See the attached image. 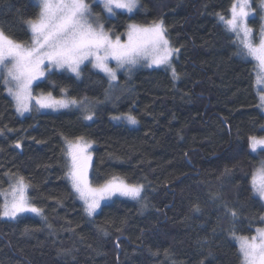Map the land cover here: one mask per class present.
<instances>
[{
    "label": "trees",
    "instance_id": "1",
    "mask_svg": "<svg viewBox=\"0 0 264 264\" xmlns=\"http://www.w3.org/2000/svg\"><path fill=\"white\" fill-rule=\"evenodd\" d=\"M233 2L139 0L136 12L107 19L114 37L129 24L162 20L179 49V78L141 66L112 87L87 64L79 77L56 70L35 85V94L86 98L91 121L79 106L21 117L0 82V192L23 176L30 202L42 209L0 217V264H242L233 231L251 237L264 226V202L251 182L264 150L249 148L250 136H264V111L258 65L219 18H229ZM39 11L36 0H0V28L29 43L27 20ZM122 114L139 126L111 118ZM79 136L94 146L92 183L143 184L140 199L117 196L87 213L67 175V141Z\"/></svg>",
    "mask_w": 264,
    "mask_h": 264
},
{
    "label": "snow or ice",
    "instance_id": "2",
    "mask_svg": "<svg viewBox=\"0 0 264 264\" xmlns=\"http://www.w3.org/2000/svg\"><path fill=\"white\" fill-rule=\"evenodd\" d=\"M104 11L110 16L122 10L129 14L139 7V0H100ZM264 9V0H260ZM39 13L27 20L31 40L24 43L10 38L0 30V79L16 103L17 112L23 114L32 110L33 101L38 108H68L79 106L84 109L85 120H93L94 113L85 100L63 96L57 98L52 92L33 95V85L46 77L52 69H67L77 77L81 75V66L89 61L93 68L106 73L110 80H116V69L109 61H116L117 68L135 66L146 61L148 66H167L174 78L178 79L172 66V57L179 52L171 46L163 21H153L148 25L129 24L126 39L120 35L113 37L105 30L103 23L94 21L92 6L88 0H39ZM230 18L220 16L227 29L240 38L245 57L255 59L264 73V25L261 26V39L258 44L251 39L252 29L248 26V17L253 11L251 0H234ZM257 84H264V75H258ZM260 105L264 107V92L259 94ZM122 117H113L121 119ZM130 123L136 124V118L127 114ZM2 133V130H0ZM17 148L20 144L15 145ZM92 142L84 136L67 141V156L70 160L68 178L72 187L86 205V211L92 215L100 206V201L120 194L131 199H140L144 185L128 183L119 177H113L104 184L93 186L88 178L92 164V154L88 151ZM249 148L255 153L264 150V136L249 137ZM252 187L261 199H264V161L252 174ZM29 184L23 176H18L10 190L0 192L4 196L0 205V217L16 219L22 213L42 214V209L30 202ZM198 210V209H197ZM233 221L237 218L235 210H229ZM264 220V217H261ZM233 237L239 242L242 264H264V227L256 229L251 237Z\"/></svg>",
    "mask_w": 264,
    "mask_h": 264
},
{
    "label": "rangeland",
    "instance_id": "3",
    "mask_svg": "<svg viewBox=\"0 0 264 264\" xmlns=\"http://www.w3.org/2000/svg\"><path fill=\"white\" fill-rule=\"evenodd\" d=\"M37 1V4L39 5V0H36ZM88 2L91 4V6H92V11H93V17H92V19L94 20V21H96V20H98L100 23H103V25H104V27H105V22L107 21V19H112V18H115L114 16H110L108 13H106L105 11H104V8H103V4L100 2V0H88ZM251 3H252V8H253V11H252V13L250 14V16L248 17V26L252 29V33H251V39H252V41H253V43H255V44H258L259 43V41H260V39H261V26L262 25H264V9H261V7H260V0H251ZM256 7H258V10L260 11V15H261V26H260V28H259V32L257 33V35H256V32H255V30L253 29V27L251 26V24H250V19H252V18H255V16H257V10H256ZM138 9V8H137ZM137 9L134 11V12H136L137 11ZM119 11H121V12H125V11H122V10H116V12H119ZM133 12V13H134ZM125 13H127V12H125ZM132 14V13H131ZM230 16H231V14H230ZM230 16H229V18H230ZM220 18V17H219ZM227 19V18H226ZM221 21V20H220ZM221 22H223V21H221ZM224 23V22H223ZM0 30H1V28H0ZM105 30H108L107 28H105ZM110 35H112V33L110 32ZM113 36V35H112ZM114 37V36H113ZM242 37H243V34L241 33V36H240V38H238L237 37V39H238V41H239V43H241V39H242ZM167 38H168V36H167ZM121 39L122 40H124V39H126V34L124 35V36H121ZM168 40H169V38H168ZM170 42V41H169ZM242 45V44H241ZM172 47H174V46H172ZM178 55V53H176L175 55H173V57H172V61H171V63H172V66L174 67V65H173V60H174V58H176V56ZM251 59H253L252 57H250ZM256 63H257V65H258V71H257V74L258 75H264V73H262L261 72V69H260V66H259V64H258V62L255 60V59H253ZM87 64H89V65H91L92 66V64H91V62H89V61H85V63L81 66V68H83L84 66H87ZM109 66L110 67H112V68H114V69H116V80H110V78H109V76L106 74V73H104V72H102V73H104L107 77H108V79L111 81V84H112V87H115V86H117V83L119 82L118 80H119V76H120V74L122 73V72H124V71H127V70H130V69H134V68H138V67H141V66H145L146 68H149V69H151V68H157V69H162V68H165V69H168V70H170L171 71V69L170 68H168L167 66H161V67H156L155 65H152L151 67H149L148 66V63L146 62V61H141L140 63H138L137 65H135V66H132V67H130V66H124V67H120V68H117V65H116V61H114V60H111V61H109ZM93 68V67H92ZM175 68V67H174ZM96 71H100L99 69H96V68H94ZM61 71V72H70V71H68L67 69H52V71L50 72V73H52V72H55V71ZM50 73H48V74H46V77L50 74ZM70 73H72V72H70ZM171 73H172V71H171ZM72 74H74V73H72ZM75 75V74H74ZM45 77V78H46ZM44 78V79H45ZM43 79V80H44ZM42 80H39V81H37L34 85H33V95H36V96H38V95H40V94H35L34 93V88H35V85L37 84V83H39V82H41ZM0 82L4 85V83H3V80L2 79H0ZM258 85V89H259V94L261 93V92H264V84H257ZM5 86V85H4ZM6 92H7V90H6ZM7 94H8V96H10L12 99H13V101H14V104H15V107H16V103H15V100H14V98L11 96V95H9V93L7 92ZM33 103V107H32V110L31 111H28V112H24L23 114H21V113H19L18 112V114L21 116V117H24V116H26V115H28V114H30V113H32L33 111H36V110H39V111H43V112H47V111H51V112H58V111H62V110H66V109H68V108H59V109H52V108H38L37 106H35V102L33 101L32 102ZM69 107H73V106H69ZM263 108V111H264V107H262ZM117 116H119V117H122L121 119H113V117H117ZM126 116V114H122V115H112V120L114 121V122H117V123H122V122H124V123H127V124H129L130 126H139V122H137L136 124H132V123H130L127 119H125V118H123V117H125ZM135 117V116H134ZM136 118V117H135ZM136 120H137V118H136ZM138 121V120H137ZM93 143H92V146H91V148H89V152L92 154V161H91V164L93 165V161H94V156H93ZM261 149H258L257 150V152L258 151H260ZM92 166H91V168L89 169V172H88V178H89V181H90V183L93 185V186H95L93 183H92V178H91V172H92ZM10 190V187L8 188V189H6V190H4L3 192H7V191H9ZM29 192V191H28ZM256 193V192H255ZM78 194V193H77ZM79 195V194H78ZM256 195L257 196H259V194L258 193H256ZM29 196V195H28ZM117 196H119V197H127V196H122V195H120V194H115V195H112L110 198H108V199H104V200H101L100 201V206H99V208H97L96 209V211L91 215V216H94L97 212H99V210H100V208H101V206H103L105 203H109V202H112L114 199H115V197H117ZM260 197V196H259ZM3 198H4V196H3ZM80 198V197H79ZM81 199V198H80ZM82 200V199H81ZM262 201L264 202V199H262ZM82 202H84L83 200H82ZM85 204V203H84ZM86 206V205H85ZM25 213H30V212H25ZM25 213H22V214H25ZM21 215V214H20ZM20 215L19 216H17V218L16 219H18L19 217H20ZM5 220H16V219H9V218H7V217H3ZM264 227V226H263ZM260 228V227H259ZM255 234H256V232H255ZM236 236H240V235H236ZM245 236V235H244ZM249 237V236H248ZM235 239V238H234ZM235 241H236V243H237V245H239V242H238V240L237 239H235Z\"/></svg>",
    "mask_w": 264,
    "mask_h": 264
}]
</instances>
